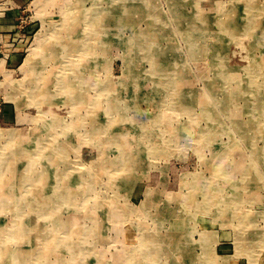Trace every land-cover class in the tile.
Here are the masks:
<instances>
[{
  "label": "rangeland",
  "instance_id": "obj_1",
  "mask_svg": "<svg viewBox=\"0 0 264 264\" xmlns=\"http://www.w3.org/2000/svg\"><path fill=\"white\" fill-rule=\"evenodd\" d=\"M53 1L27 0L19 8L10 43L18 49L15 61L0 60V144L5 132L28 144L55 115L65 177L95 166L89 193L75 179L64 180L63 191L76 194L63 200L76 204L54 207L67 227L59 234L62 242L50 245L49 262L70 260L68 241L79 236L74 244L89 251L87 264H264V0H252V8L246 7L249 0ZM114 2L117 10L121 4L137 7L136 30L109 24L89 34L83 14L104 15ZM144 4L149 6L142 9ZM74 7L82 12L74 14ZM138 34L153 39H142L139 44L148 46L140 49L132 41ZM86 36L91 43L81 53ZM29 57H40L36 69L26 63ZM74 72L77 89L87 94L82 104L40 97L62 94L60 81L74 80ZM109 103L116 112H108ZM94 133H102L101 142L88 139ZM111 135L119 139H106ZM124 149L144 157L116 172ZM2 183L0 196L11 206L0 207L5 231L16 225L14 206L27 189L14 179ZM19 241L2 238L0 247L4 242L20 251L25 246ZM45 246H35L37 258L27 264H41L38 252Z\"/></svg>",
  "mask_w": 264,
  "mask_h": 264
},
{
  "label": "bare ground",
  "instance_id": "obj_2",
  "mask_svg": "<svg viewBox=\"0 0 264 264\" xmlns=\"http://www.w3.org/2000/svg\"><path fill=\"white\" fill-rule=\"evenodd\" d=\"M51 1V0H50ZM53 1V0H52ZM70 1V0H69ZM115 1V0H113ZM130 1V0H129ZM181 1V0H180ZM187 1V0H186ZM220 1V0H219ZM47 2V0H46ZM54 2V1H53ZM67 2V1H66ZM97 2V1H96ZM101 2V1H100ZM128 2V1H126ZM179 2V1H178ZM188 2V1H187ZM208 2V1H207ZM241 2V1H240ZM251 2V3H250ZM252 0H249L248 4L246 3V7H250L252 8L254 5L252 3ZM42 3V1H41ZM55 3V2H54ZM135 3V2H133ZM196 3V2H195ZM46 4V3H45ZM75 4V3H74ZM83 4V3H82ZM95 4V3H94ZM126 4V3H125ZM169 4V3H168ZM171 4V3H170ZM176 4V3H175ZM216 4V3H215ZM220 4V3H219ZM97 5V4H95ZM138 5V3H137ZM75 6V5H74ZM84 6V5H82ZM93 6V5H92ZM116 2H114V5H112V9H110V7L108 9H106V12L103 14V11L100 12V10H98L97 12L88 15V12H85V15L83 14V18L84 21L86 22L85 26L90 28V31H88L89 34H91L92 32H94L95 30H97V33H99V28H102L104 26L107 25H113L114 27H123L126 25H132L131 29L136 30V26H133V24L136 21V16L139 13V11L135 12V10L137 7H133V5L131 4H127L126 6L124 4H121L120 8L117 10L116 9ZM149 4H144V6L142 5V9L144 7H148ZM180 7V6H179ZM178 7V8H179ZM220 7V6H219ZM237 7V6H236ZM76 8V7H74ZM85 8V7H84ZM182 9V8H181ZM227 10V9H226ZM75 11H81V8H76L74 9V14ZM87 11V10H86ZM105 11V10H104ZM141 11V10H140ZM196 11V10H195ZM222 11V10H221ZM80 12V13H81ZM147 12V11H146ZM175 12V11H174ZM177 12V11H176ZM232 12V11H231ZM180 13V12H179ZM201 13V10H200ZM225 14H227V12H224ZM73 14V15H74ZM147 14V13H145ZM219 14V13H218ZM77 15V14H76ZM81 15V14H80ZM177 15V14H176ZM251 15V14H250ZM248 15V17L250 16ZM253 15V14H252ZM251 15V16H252ZM142 16V15H141ZM181 16V15H180ZM250 16V20L253 21L252 19H254L253 17ZM77 17V16H76ZM79 17V15H78ZM151 17V16H150ZM212 17V15H211ZM263 17V16H262ZM80 21L82 19V17H79ZM79 18H77V20L79 21ZM143 18V17H142ZM145 18V17H144ZM148 18V17H147ZM171 18V17H170ZM198 18V17H197ZM223 18V17H222ZM221 18V19H222ZM186 18L182 19L185 20ZM207 19V18H206ZM214 19V18H213ZM216 19V18H215ZM230 19V18H229ZM249 19V18H248ZM247 19V20H248ZM83 20V19H82ZM138 20V18H137ZM149 20V19H148ZM153 20V19H152ZM151 20V21H152ZM173 20V19H172ZM180 21H182L181 19H178ZM187 20V19H186ZM237 20V19H235ZM150 21V22H151ZM249 21V22H251ZM256 21V20H255ZM156 22V20H155ZM218 22V21H217ZM216 22V23H217ZM248 22V21H247ZM79 24H81L80 22H78ZM171 23V21H170ZM245 23V22H244ZM255 23V22H254ZM77 24V23H75ZM186 24H188V22H186ZM204 24V23H203ZM252 24V23H251ZM191 25V23H190ZM239 25V24H238ZM249 25V24H248ZM179 26V25H178ZM212 26V25H211ZM210 26V27H211ZM218 26V24H217ZM48 27V26H47ZM50 27V26H49ZM62 27V26H61ZM65 27V26H64ZM196 27V26H195ZM219 27V26H218ZM252 27V26H251ZM71 29V27H69ZM75 28V27H74ZM145 28V27H144ZM207 28V27H206ZM254 28V27H252ZM64 29V28H63ZM158 29V28H157ZM198 28H196L197 30ZM210 29V28H209ZM86 30V29H85ZM115 30V29H114ZM139 30H140V26H139ZM159 30V29H158ZM175 30V29H174ZM219 30V29H218ZM43 31V30H42ZM46 31V30H45ZM106 31V30H105ZM122 31V30H121ZM120 31V32H121ZM245 31V30H244ZM96 32V31H95ZM150 32V31H149ZM220 32V31H219ZM246 32V31H245ZM42 33V32H41ZM48 33V32H47ZM57 32H55L54 35H56ZM60 33V32H59ZM85 33V32H84ZM109 33V32H108ZM202 33V32H201ZM248 33V32H247ZM263 33V32H262ZM58 34V33H57ZM161 34V33H160ZM167 34V33H166ZM173 34V33H172ZM193 34V32H192ZM235 34V33H234ZM76 35V34H75ZM83 35V34H81ZM86 35V34H85ZM109 35V34H108ZM169 35V34H168ZM175 35V34H174ZM178 35V34H177ZM64 36V35H63ZM121 36V35H120ZM139 37H132V41H135V47L137 48H142L145 46H148L147 43H141L139 44V42L144 39L145 41H149L151 42L153 37L149 34H141L139 35ZM167 36V35H166ZM58 37V35H57ZM159 37V36H158ZM195 37V35H194ZM74 38V37H73ZM111 38V37H110ZM117 38V37H116ZM161 38V37H160ZM75 39V38H74ZM119 39V38H118ZM122 39V38H120ZM126 39V38H125ZM163 39V38H162ZM87 40V41H86ZM127 40V39H126ZM189 40V39H188ZM44 41V40H43ZM163 41V40H162ZM64 42V41H63ZM76 42V41H75ZM89 44L91 43V37H87L85 39H83V43L84 45H80L82 46L81 48L79 46H77L76 48H80V52L82 53L85 50V47H87V43ZM119 42V41H118ZM194 42V41H193ZM62 43V42H61ZM64 44V43H63ZM193 44V43H191ZM195 44V43H194ZM68 45V44H67ZM108 45V44H106ZM56 46V40L53 41V44L51 45V47L53 48V50L55 51L54 47ZM76 46V44H75ZM152 46V45H151ZM176 46V45H175ZM72 46H66L64 47L66 50V53L71 52L73 49L71 48ZM126 47V46H125ZM163 47V46H162ZM161 47V48H162ZM171 47V45H170ZM177 47V46H176ZM41 48V47H40ZM75 48V49H76ZM88 48V47H87ZM156 48V47H155ZM193 48V46H192ZM195 48V47H194ZM159 49V48H158ZM173 49V47H172ZM171 49V50H172ZM63 50V49H62ZM165 50V49H164ZM136 51V50H135ZM156 51V50H155ZM169 53L171 51H168ZM196 52V51H195ZM39 53V52H38ZM63 53V52H62ZM61 53V54H62ZM84 53V52H83ZM89 53V52H88ZM160 53V52H158ZM50 54V53H49ZM77 54V53H76ZM134 54V53H133ZM171 54V53H170ZM34 55V54H33ZM81 55H86V54H81ZM97 56V54H95ZM45 56V55H44ZM63 55H60V57H62ZM71 56V55H69ZM36 57V56H35ZM73 57V56H72ZM88 57V56H87ZM94 57V56H93ZM148 57V56H145ZM44 58V57H43ZM65 58V57H63ZM95 58V57H94ZM141 58V57H140ZM149 58V57H148ZM40 59V57H39ZM39 59H32V58H28L26 60V63L30 64V68L32 70L36 69L34 64V60H38ZM46 59V58H45ZM142 59V58H141ZM146 59V58H144ZM150 59V58H149ZM42 60V59H41ZM72 61V60H71ZM70 61V63H71ZM76 60H74L75 63ZM99 61V60H98ZM181 61V60H180ZM64 62V61H62ZM94 62V61H93ZM70 63L66 66L69 67ZM79 63V62H78ZM77 63V64H78ZM84 65V64H83ZM135 65V64H134ZM74 66V65H73ZM76 66V64H75ZM74 66V67H75ZM85 66V65H84ZM164 66V65H163ZM175 66V65H174ZM42 67V66H41ZM80 67V66H79ZM100 67V66H99ZM179 67V66H177ZM38 68V67H37ZM40 68V65H39ZM70 68H73L72 66ZM165 68V67H164ZM168 68V67H166ZM173 68V67H172ZM176 68V67H175ZM68 69V68H67ZM92 69V68H91ZM79 72V71H78ZM85 72V71H84ZM179 72V71H178ZM29 73V72H27ZM33 73V72H32ZM34 73H36V75L38 74V71H34ZM54 73V72H53ZM61 73V72H60ZM71 73V72H70ZM73 73V72H72ZM75 73V72H74ZM172 73V72H171ZM175 73V72H174ZM26 74V73H25ZM62 74V73H61ZM61 74H59V76H61ZM28 75V74H27ZM34 75V74H33ZM58 75V74H57ZM71 75V74H70ZM73 76V74H72ZM77 77H74L75 79L73 80V78H70L67 80V82L64 81H60V88L62 94L58 95V96H54V93L50 94V93H46V95H40V97L43 98V100H46L47 102L51 103L50 100L52 98H59V100H61L62 102H71V104L75 105V104H82L84 101H86V96L87 94H82L81 91H79L77 89V85L75 82H77L79 80L78 75H75ZM88 76V75H87ZM38 77V76H37ZM83 78V77H82ZM86 78H83L84 82H85ZM82 82V83H84ZM75 83V84H74ZM96 84V83H95ZM31 85V84H30ZM251 85V84H250ZM25 86V85H24ZM254 86V85H253ZM252 86V87H253ZM105 86H103L104 88ZM63 89V90H62ZM254 89V88H253ZM104 92V91H102ZM105 93V92H104ZM50 94V95H49ZM83 95V97L81 98V96ZM114 95V94H113ZM184 95V94H182ZM186 95V94H185ZM112 97V96H111ZM118 97V96H117ZM42 100V99H41ZM184 100V99H183ZM56 101V100H55ZM117 101V100H116ZM182 101V100H181ZM46 102V103H47ZM60 103V102H59ZM171 103V102H170ZM185 103V102H184ZM183 104V103H182ZM66 106V105H65ZM79 106V105H78ZM76 107V106H75ZM113 103H109L108 106V112H113V110H115L116 112V107ZM52 108V107H51ZM121 108V107H119ZM191 109L190 106L184 105L183 106V110L187 109L188 110ZM205 108V107H204ZM40 110V109H39ZM73 110V109H71ZM78 110V109H77ZM80 110V109H79ZM213 111V110H212ZM74 112V111H73ZM72 112V113H73ZM77 112V111H76ZM109 112V113H110ZM208 112V111H207ZM209 113V112H208ZM263 114V112H261ZM260 113V114H261ZM89 117V116H88ZM53 118L57 117L54 115L52 118L50 117V119L52 120ZM263 118V117H261ZM49 119V122L51 121ZM80 119V118H79ZM199 119V118H198ZM260 119V118H258ZM82 121V120H81ZM210 121V120H209ZM47 122H43L42 125V129L40 131H36L34 134H31V136L33 137V140L30 141L29 143L24 145L21 144L20 141H17L18 138V134L16 133H11L8 132V134L5 132V134L7 135V137L5 138L4 141H2V144H0V183H2V185L8 181V180H13L15 183H19L21 185V187H25L27 190H24V193L19 194V197H17V202L14 206L15 208V213H16V225H12L10 227V225L8 227L10 228H6L5 231H7L6 233H4L5 231L0 229V240L2 238H5V241L7 242L8 240H13L12 243L16 242V240L19 241L20 237L22 242V245L25 246L23 248L20 249V251L15 250H8L6 249V245H4V242H2V246L0 247V264H18L23 262L24 264H27V262H32L37 258L36 255V247L37 245H39V243L45 244V248L43 250H39L38 252V256L42 255V259H41V264H51V262H49L50 260V249L51 246H54V244H56L58 241L62 240L60 239V233H61V229H64L67 227V225H64L63 222L64 220L56 215V212L58 211L56 208L54 209L55 206L59 205V204H76L73 199L72 200H63V199H67V197L69 195L73 196L74 194H76V191L71 193V192H64L63 190V186L65 185L64 180L68 181L71 179H75L76 181L79 182L80 187H87V190H85L87 193H89L93 186H94V180L93 177L95 176L93 174L94 172V168L95 166H90V168L88 169H77V170H72L71 175L72 177H65V173L64 170L62 168V165L66 164V162L63 160L65 159V149L63 148V146H61V144L57 141L58 137L56 136V132H54L57 129V125L59 124L60 121H55L52 120L51 124ZM87 122V121H86ZM211 122V121H210ZM256 122V121H255ZM85 123V122H84ZM258 123V122H257ZM261 123V122H259ZM191 124L193 125L194 123H192L191 120ZM196 124V123H195ZM256 124V123H255ZM262 125V124H261ZM260 126V125H259ZM243 127V126H242ZM109 128L104 129V132H107ZM114 129V128H113ZM208 130V129H207ZM18 133V132H17ZM102 133H98V135H96V133L93 134V136H89L88 139L97 140V142H101L102 138H101V134ZM44 134H48V137L46 138L45 136H43ZM3 135L4 132L2 134H0V142L3 139ZM264 136V135H263ZM20 138V136H19ZM18 138V139H19ZM118 138V137H117ZM113 137L112 135L110 137H107L106 139H109L110 141H117L118 139ZM264 138V137H263ZM117 139V140H116ZM253 140V138H252ZM96 142V141H95ZM251 147V146H250ZM253 148V147H252ZM264 149V148H263ZM126 150V149H124ZM263 151V150H261ZM33 152V153H32ZM124 152V153H123ZM120 155V157L116 158V162L119 161V167L116 169H114V171H120L122 173L126 172L127 169V165L128 164H132L134 160L135 161V165H138L140 162V160L144 157L142 155H144V153H138L136 152L135 155L132 154L131 152L123 151ZM149 152V151H148ZM264 154V153H263ZM34 155V157L32 156ZM132 155H134L135 157H133ZM260 155V154H259ZM253 156V155H252ZM262 156V155H261ZM137 157V158H136ZM28 160V161H27ZM250 160V157H249ZM27 161V162H26ZM106 163V160H105ZM20 165H23L24 167H20ZM37 168V169H36ZM24 169V170H23ZM109 166L104 168L105 172L109 171ZM119 169V170H118ZM245 170V169H244ZM33 172V174H35L36 176H32L30 175V173ZM81 174V175H77ZM87 173V178L83 175ZM121 173V174H122ZM89 174V175H88ZM32 176V177H31ZM88 181H92L91 183H88ZM97 182V181H96ZM18 184V185H19ZM1 185V184H0ZM17 185V184H16ZM3 187V186H2ZM17 187V186H16ZM18 188V187H17ZM66 189V188H65ZM86 189V188H85ZM21 191V190H20ZM32 191V193H30ZM18 193V192H17ZM2 194V193H1ZM80 194V193H79ZM5 195V194H4ZM18 195V194H17ZM59 197V198H55V200L53 199V197ZM67 196V197H66ZM69 199V198H68ZM12 205V204H11ZM102 205V204H101ZM2 206V209L7 208V207H11L8 205L7 202H5V197L3 196V198L0 196V207ZM99 209V208H98ZM177 213V212H176ZM174 213V214H176ZM108 217H110V215L106 214ZM178 216V215H176ZM173 217V216H172ZM184 217V216H183ZM188 218V217H187ZM181 219V218H180ZM184 219V218H183ZM4 221V220H3ZM5 222V221H4ZM15 222V221H14ZM182 222V221H180ZM177 222V223H180ZM176 223V225H177ZM186 224V223H185ZM2 225V224H1ZM0 225V226H1ZM4 225V224H3ZM183 225V224H182ZM187 226V225H186ZM174 227H176L174 225ZM184 228V227H183ZM212 228V227H211ZM186 229V228H185ZM19 232V237L17 236ZM183 232V231H182ZM244 232V231H243ZM248 232V231H247ZM180 233V232H179ZM4 234V235H2ZM71 235V234H70ZM181 235V234H180ZM143 236V235H142ZM140 236V237H142ZM170 237V236H168ZM80 237L78 236L77 238H75V236H73L72 241H63L69 244V249H70V254L72 255L70 260H66L63 258H61V264H87L88 260H87V253H89V251L87 249V253L85 252L84 248L82 246H77L74 243H76L77 239H79ZM143 238V237H142ZM149 239V237L146 235V240ZM163 239V238H162ZM155 238L151 239V241L154 242ZM10 242V241H9ZM164 242V241H162ZM252 242V241H251ZM254 242V241H253ZM60 243V242H58ZM143 243V242H142ZM139 243V244H142ZM167 244V243H166ZM16 246V245H15ZM36 246V247H35ZM154 246V243L152 246H146V251L149 253V250ZM157 246V244L155 245ZM236 246V245H235ZM244 247V245L242 246ZM77 248V249H76ZM137 248V247H136ZM79 249V250H78ZM167 249V248H166ZM175 249V248H174ZM53 249H51L52 251ZM155 251V250H153ZM153 251H151L152 253H154ZM176 251V250H175ZM157 252V251H156ZM86 253V254H85ZM243 253V252H241ZM54 254V253H53ZM128 254V253H127ZM151 254V253H150ZM149 254V255H150ZM156 254V253H155ZM247 254V253H246ZM256 254V253H255ZM147 255V253L145 254ZM249 255V254H248ZM91 256V255H90ZM120 256V254H119ZM153 255H150V257H152ZM126 257V254L120 258V260L124 259ZM133 257V255H132ZM257 257V256H255ZM253 257V258H255ZM41 258V257H40ZM119 258V257H118ZM146 258V257H145ZM250 258V256H249ZM117 259V258H116ZM149 259V257L147 258ZM102 260V259H101ZM59 261V260H58ZM118 261V260H117ZM150 261V259H149ZM256 261V260H255ZM164 262V261H163ZM22 263V264H23ZM38 263V262H37ZM115 262L112 261L111 264H115ZM146 263V262H145ZM33 264V263H32ZM89 264V263H88ZM100 264H102V261L100 262Z\"/></svg>",
  "mask_w": 264,
  "mask_h": 264
},
{
  "label": "crops",
  "instance_id": "obj_3",
  "mask_svg": "<svg viewBox=\"0 0 264 264\" xmlns=\"http://www.w3.org/2000/svg\"><path fill=\"white\" fill-rule=\"evenodd\" d=\"M27 0H0V60L15 61L18 49H12L17 23L20 21L19 8H22Z\"/></svg>",
  "mask_w": 264,
  "mask_h": 264
}]
</instances>
